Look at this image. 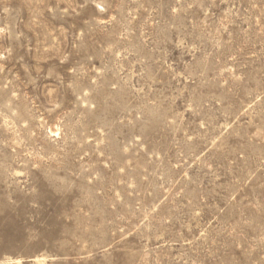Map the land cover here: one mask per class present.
<instances>
[{
	"label": "rangeland",
	"instance_id": "374dc122",
	"mask_svg": "<svg viewBox=\"0 0 264 264\" xmlns=\"http://www.w3.org/2000/svg\"><path fill=\"white\" fill-rule=\"evenodd\" d=\"M0 264H264V0H0Z\"/></svg>",
	"mask_w": 264,
	"mask_h": 264
},
{
	"label": "bare ground",
	"instance_id": "6f19581e",
	"mask_svg": "<svg viewBox=\"0 0 264 264\" xmlns=\"http://www.w3.org/2000/svg\"><path fill=\"white\" fill-rule=\"evenodd\" d=\"M51 132H53V130L51 131ZM41 259V258H40ZM43 261V260H42Z\"/></svg>",
	"mask_w": 264,
	"mask_h": 264
}]
</instances>
